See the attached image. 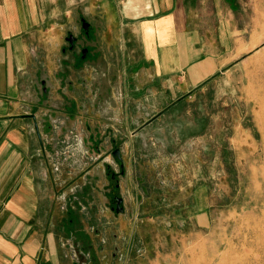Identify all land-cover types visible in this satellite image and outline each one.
I'll list each match as a JSON object with an SVG mask.
<instances>
[{"label": "crops", "instance_id": "1", "mask_svg": "<svg viewBox=\"0 0 264 264\" xmlns=\"http://www.w3.org/2000/svg\"><path fill=\"white\" fill-rule=\"evenodd\" d=\"M228 5L0 0V264H103V80L138 136L151 120L131 121V103L177 107L235 61Z\"/></svg>", "mask_w": 264, "mask_h": 264}, {"label": "rangeland", "instance_id": "2", "mask_svg": "<svg viewBox=\"0 0 264 264\" xmlns=\"http://www.w3.org/2000/svg\"><path fill=\"white\" fill-rule=\"evenodd\" d=\"M227 3L235 61L177 107L131 103V121L151 120L138 136L143 125H117L127 111L103 80V141L91 149L92 166L103 160V264H264V0Z\"/></svg>", "mask_w": 264, "mask_h": 264}, {"label": "water", "instance_id": "3", "mask_svg": "<svg viewBox=\"0 0 264 264\" xmlns=\"http://www.w3.org/2000/svg\"><path fill=\"white\" fill-rule=\"evenodd\" d=\"M85 26L87 27V24H85ZM113 155H114V157H117L118 159L121 160V151H120V149H116L114 151ZM113 178H115V175H113ZM122 203H123V199L122 198H117V204L116 205H117V212L118 213L124 212V208L121 207Z\"/></svg>", "mask_w": 264, "mask_h": 264}, {"label": "flooded vegetation", "instance_id": "4", "mask_svg": "<svg viewBox=\"0 0 264 264\" xmlns=\"http://www.w3.org/2000/svg\"><path fill=\"white\" fill-rule=\"evenodd\" d=\"M112 179L116 181V177H115V178L112 177ZM116 187H118L117 184H115V187H112V189L114 190V191L111 193V194H112V201H113L112 204H114L115 201H116V204H117V198H120L119 196H117V193H116V191H115ZM116 204H115V206L113 207L114 210H117V205H116ZM121 207H123V203H122ZM123 208H124V207H123Z\"/></svg>", "mask_w": 264, "mask_h": 264}, {"label": "bare ground", "instance_id": "5", "mask_svg": "<svg viewBox=\"0 0 264 264\" xmlns=\"http://www.w3.org/2000/svg\"><path fill=\"white\" fill-rule=\"evenodd\" d=\"M244 245V244H243ZM247 245V244H246ZM252 246V245H251ZM227 260H229V258L227 259ZM260 262V261H259ZM214 262H211L210 264H213ZM235 264H236V261L234 262Z\"/></svg>", "mask_w": 264, "mask_h": 264}]
</instances>
